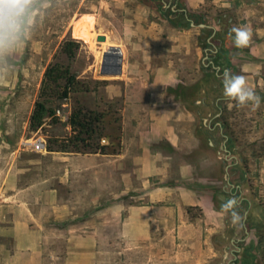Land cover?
Wrapping results in <instances>:
<instances>
[{
	"label": "crops",
	"instance_id": "0c3cea01",
	"mask_svg": "<svg viewBox=\"0 0 264 264\" xmlns=\"http://www.w3.org/2000/svg\"><path fill=\"white\" fill-rule=\"evenodd\" d=\"M161 2L170 9L163 27L148 26L157 41L136 46L140 61L135 64L127 60L129 46L124 48L121 69L136 73L122 79L118 151L44 150L32 163L38 169L17 173V182L0 191L8 202L0 205V218L11 230L10 239H0V264H55L57 259L98 264V244L112 239L140 241V264H204L215 256L217 248L211 244L213 251L209 243L216 234L227 264H241L245 247L251 253V240L264 223V167L253 182L234 129L221 119V102L230 100L224 96L225 71L245 76L247 87L261 98L258 108L249 109V145L264 149V0ZM179 16L183 24L176 22ZM243 25L251 28V41L236 48L229 33ZM186 87L192 101L188 108L183 106ZM211 117L215 126L208 123ZM195 118L200 119L196 126ZM250 158L264 165V157ZM258 180L263 186L256 194L252 186ZM218 194L226 195L220 199L224 202L235 197L240 222L215 206ZM190 210H198V216H189ZM203 233L206 247L198 258L186 248L179 254L177 244L197 247ZM59 242L62 256L50 255L49 243Z\"/></svg>",
	"mask_w": 264,
	"mask_h": 264
},
{
	"label": "rangeland",
	"instance_id": "374dc122",
	"mask_svg": "<svg viewBox=\"0 0 264 264\" xmlns=\"http://www.w3.org/2000/svg\"><path fill=\"white\" fill-rule=\"evenodd\" d=\"M177 4V7L181 8V4L179 2ZM169 10V6L163 5L160 0H145L144 3L140 0H20L16 10L12 13L5 11L0 15V191L9 189L10 184L14 185L17 182V173L25 168H28V171L38 169V166L32 164L40 160V153L31 150L34 141L40 139L45 145L49 135L60 139L70 135L66 117L76 104L105 115L99 125L100 138L94 137L92 144L114 146L110 138L119 133L124 99L122 79L125 75L135 74L136 71L122 65L119 75L101 74L102 53L109 46H114L120 51L121 59L124 60V48L129 46L127 60L130 64L139 62L140 50L136 46L142 40L151 42L156 38L157 41L159 37L156 32L149 30L148 26L154 24L157 29L163 27V15H167ZM84 15L93 17L96 37L103 35L104 41H97L95 37L93 42H89L87 39L73 36L75 22ZM181 21L182 18L179 16L176 22L183 24ZM166 29L165 36L168 34ZM66 38L78 39L82 43L74 60L68 64L76 79L86 84L89 91L72 93L65 101L50 102L57 121L52 122L51 118H46L42 128L33 132L28 128V117L37 98L42 73L49 63L56 60L66 63L65 58L59 53L60 42ZM165 42L168 43V40ZM132 87L136 88V85ZM182 91L186 100L183 106L192 107V101L188 100L191 97L188 87L183 88ZM108 92L112 98H108ZM221 106L225 109L221 119L225 120L230 128L232 127L231 131L234 129L235 138L242 146L244 166L254 182V178H257L264 165L261 159L255 163L251 161L250 155L264 157V149L255 148L253 145L251 152L253 155L250 154V149L253 147L249 145L253 118L249 115L251 112L249 109L253 107L252 102L238 106L235 100L230 99L222 101ZM199 122L200 119L195 118L194 125H198ZM216 122L215 117H211L208 121L213 126ZM238 129L241 130L240 133ZM208 153L209 162L215 161L214 150L210 149ZM223 166L224 164H221L218 169L219 179L222 176ZM262 186L263 182L258 180L252 187L257 194L259 193L257 190H261ZM225 197L226 195L218 194L214 198L217 208H222L225 202L220 199ZM257 200L262 203L261 194L257 196ZM7 204V200L3 201V197L0 196V205ZM198 214V210L189 211V216L197 217ZM239 215L241 217V213ZM226 219L228 223L231 221L229 216H226ZM261 227L251 240V253L243 252L246 247L242 249L243 255L241 254L240 258L247 261V264H264V223ZM102 230L104 232L105 229ZM10 233V223L0 218V239H10ZM204 234L202 239H198L200 244L197 247L193 246L190 249L184 244H177L179 254L184 255L186 248L187 252L192 250L194 258L196 256L198 258L206 247ZM217 235L214 236L213 243H209V248L213 249L212 245L217 248L216 251L213 249L215 256L204 264L228 262V258L222 259V241ZM112 240L109 244L105 242L98 244V255L101 257L98 264H140V251H142L140 241ZM49 249L50 255L55 253L62 256L64 245L60 242L49 243ZM237 260L239 257L235 262ZM49 261L54 262L51 259ZM242 261L240 260V263ZM62 263L61 259L55 260V264Z\"/></svg>",
	"mask_w": 264,
	"mask_h": 264
},
{
	"label": "trees",
	"instance_id": "16d2710c",
	"mask_svg": "<svg viewBox=\"0 0 264 264\" xmlns=\"http://www.w3.org/2000/svg\"><path fill=\"white\" fill-rule=\"evenodd\" d=\"M140 1L145 2V0ZM81 45L78 39H63L59 45V53L65 58L66 63L56 60L45 67L37 98L28 117V128L31 131L36 132L41 129L46 118H51L52 122L57 121L55 110L50 106V102L65 101L72 93L89 91L86 84L76 79L68 64L74 60ZM104 116L103 113L94 112L76 104L66 117L70 135L61 139L49 135L44 145L45 150L47 152L115 154L119 149V133L110 138L111 143L114 142L112 147L92 144L94 137L100 138L99 125L103 122ZM243 252L249 253V249L246 247ZM241 264H247V261L243 259Z\"/></svg>",
	"mask_w": 264,
	"mask_h": 264
},
{
	"label": "clouds",
	"instance_id": "9594fccd",
	"mask_svg": "<svg viewBox=\"0 0 264 264\" xmlns=\"http://www.w3.org/2000/svg\"><path fill=\"white\" fill-rule=\"evenodd\" d=\"M20 0H0V15L5 11L12 13L16 10ZM234 33V36L232 34ZM229 36L233 40L236 48L247 47L251 41V28L248 25L234 26L230 30ZM224 96L231 100H235L238 106H245L252 102L253 108H258L261 98L255 93L254 90L247 87L246 78L243 75H235L229 71H225L223 76ZM237 205L235 198L226 201L222 205L225 212L231 211L233 223L238 222L241 217L234 210Z\"/></svg>",
	"mask_w": 264,
	"mask_h": 264
},
{
	"label": "water",
	"instance_id": "95a60500",
	"mask_svg": "<svg viewBox=\"0 0 264 264\" xmlns=\"http://www.w3.org/2000/svg\"><path fill=\"white\" fill-rule=\"evenodd\" d=\"M97 41H104L103 35H97ZM121 72V54L114 46H109L103 53L100 63V73L106 75H119ZM225 252V251H224Z\"/></svg>",
	"mask_w": 264,
	"mask_h": 264
},
{
	"label": "bare ground",
	"instance_id": "6f19581e",
	"mask_svg": "<svg viewBox=\"0 0 264 264\" xmlns=\"http://www.w3.org/2000/svg\"><path fill=\"white\" fill-rule=\"evenodd\" d=\"M74 37L87 39L89 42H93L96 37L94 30V19L92 16H81L74 24ZM106 45V44H103ZM120 53V51H119Z\"/></svg>",
	"mask_w": 264,
	"mask_h": 264
},
{
	"label": "built area",
	"instance_id": "2783aa9c",
	"mask_svg": "<svg viewBox=\"0 0 264 264\" xmlns=\"http://www.w3.org/2000/svg\"><path fill=\"white\" fill-rule=\"evenodd\" d=\"M32 150L36 152H41L45 150L44 143L38 139L32 143Z\"/></svg>",
	"mask_w": 264,
	"mask_h": 264
}]
</instances>
